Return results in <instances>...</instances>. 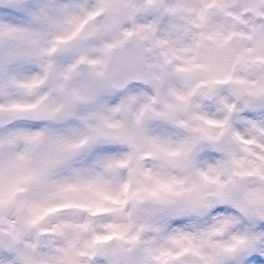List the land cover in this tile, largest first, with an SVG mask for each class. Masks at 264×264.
<instances>
[{"label":"clouds","instance_id":"9594fccd","mask_svg":"<svg viewBox=\"0 0 264 264\" xmlns=\"http://www.w3.org/2000/svg\"><path fill=\"white\" fill-rule=\"evenodd\" d=\"M0 264H264V0H0Z\"/></svg>","mask_w":264,"mask_h":264}]
</instances>
